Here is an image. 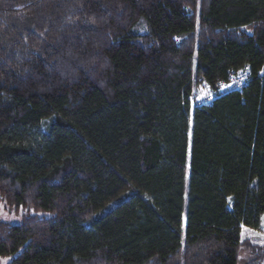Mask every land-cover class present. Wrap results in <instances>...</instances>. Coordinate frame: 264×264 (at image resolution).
<instances>
[{"label":"trees","instance_id":"1","mask_svg":"<svg viewBox=\"0 0 264 264\" xmlns=\"http://www.w3.org/2000/svg\"><path fill=\"white\" fill-rule=\"evenodd\" d=\"M0 199L8 264H264V0H0Z\"/></svg>","mask_w":264,"mask_h":264},{"label":"rangeland","instance_id":"2","mask_svg":"<svg viewBox=\"0 0 264 264\" xmlns=\"http://www.w3.org/2000/svg\"><path fill=\"white\" fill-rule=\"evenodd\" d=\"M219 94L216 93V97ZM214 99V93L210 91L207 87L199 89L197 92H194L190 98L191 108L203 106L209 104ZM25 212H15L13 210L7 209L3 202L0 199V221L9 223V224H20L22 221V216ZM249 240L256 245H264V218L261 224V227L258 231L244 230L242 232V240ZM247 253L245 251L241 254V259L239 264H242L243 260L246 259ZM11 258H0V264H8Z\"/></svg>","mask_w":264,"mask_h":264},{"label":"built area","instance_id":"3","mask_svg":"<svg viewBox=\"0 0 264 264\" xmlns=\"http://www.w3.org/2000/svg\"><path fill=\"white\" fill-rule=\"evenodd\" d=\"M249 80V73L247 70H243L234 74L229 79L228 83L221 85V92L228 93L233 90H239L241 87L245 86Z\"/></svg>","mask_w":264,"mask_h":264},{"label":"crops","instance_id":"4","mask_svg":"<svg viewBox=\"0 0 264 264\" xmlns=\"http://www.w3.org/2000/svg\"><path fill=\"white\" fill-rule=\"evenodd\" d=\"M244 230H249V229L243 228V229H242V232H243ZM250 231H254V230H250Z\"/></svg>","mask_w":264,"mask_h":264}]
</instances>
